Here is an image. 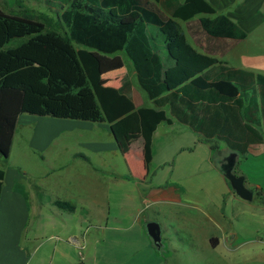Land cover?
Returning a JSON list of instances; mask_svg holds the SVG:
<instances>
[{
	"label": "crops",
	"instance_id": "0c3cea01",
	"mask_svg": "<svg viewBox=\"0 0 264 264\" xmlns=\"http://www.w3.org/2000/svg\"><path fill=\"white\" fill-rule=\"evenodd\" d=\"M204 1L215 11L211 18L227 17L246 37L238 42L209 39L193 26L195 35L191 36L188 29L185 33L188 42L199 47V53L229 67L264 74V0ZM201 17L190 22L196 25ZM184 26L186 29V23ZM211 70L218 71L217 67L210 68L209 76ZM122 94L136 107H142L134 93ZM147 107H153L152 103ZM170 107L163 109L171 125L157 126L149 164L145 161L139 125L123 126L120 133L117 124H99L103 130L97 133L123 137L126 148L118 154L121 143L115 140L87 144L92 153L80 154L84 167L72 181L66 177L63 181L67 166L45 165L34 171L17 162L0 165L5 172L0 196V264H196L197 258L204 260L202 264H210L218 248L236 253L237 264H264V225L254 228L248 238L244 228V217L250 211L264 215V183L248 181L246 176L251 160H264V140L249 142L253 137L241 114H223L220 107L209 105L196 108H202L206 115H185ZM76 124L21 115L11 152L22 140L26 155L32 156L33 152L43 157L42 152L60 137V131ZM177 137L181 143L174 141ZM258 138L259 135L253 139ZM200 148L201 156L193 159ZM230 153L237 155L235 173L244 176L246 186L254 191L251 202L239 198L220 172L219 161ZM104 156H108V163L101 160ZM164 171L169 172L168 179L160 175ZM175 172L180 174L173 180L170 173ZM106 174H111L106 183L134 188L135 196L126 191L117 197L108 196L100 185ZM201 176L206 177L204 183H210L199 189L203 208L184 201L179 185ZM213 184L221 186V195H212ZM56 201L74 205L75 211L57 208ZM149 212L153 219H170L175 225L171 230L161 227L160 247L145 228L153 221L145 216ZM196 213L204 225L196 224ZM219 257L216 261L226 264V254Z\"/></svg>",
	"mask_w": 264,
	"mask_h": 264
},
{
	"label": "trees",
	"instance_id": "16d2710c",
	"mask_svg": "<svg viewBox=\"0 0 264 264\" xmlns=\"http://www.w3.org/2000/svg\"><path fill=\"white\" fill-rule=\"evenodd\" d=\"M56 30L47 17L6 14L0 10V157L11 152L21 115L92 124L139 125L145 161L161 123L171 125L164 107L177 114H202L215 105L223 114H241L249 142L264 140V74L237 70L199 53L179 21L209 39L241 41L246 34L204 0H68ZM160 5L169 17L160 11ZM197 16L196 25L192 21ZM151 28H156V32ZM160 38V39H159ZM162 42V57L154 42ZM18 44L12 46L14 43ZM124 51L141 92L153 107H136L118 89L102 82L100 61L91 53ZM217 67L219 71L209 69ZM255 88H254V87ZM213 150L217 146L213 145ZM5 172L0 168V196ZM74 212V205L56 201Z\"/></svg>",
	"mask_w": 264,
	"mask_h": 264
},
{
	"label": "rangeland",
	"instance_id": "374dc122",
	"mask_svg": "<svg viewBox=\"0 0 264 264\" xmlns=\"http://www.w3.org/2000/svg\"><path fill=\"white\" fill-rule=\"evenodd\" d=\"M68 0H0V10L3 11L6 14H11V15H24L28 14L33 17H35L38 21H40L42 18L41 17H47L49 20L52 21L54 24V27L56 30L60 31L61 33L66 32V28L64 24L61 21V16L66 10V5ZM156 7L159 8L160 11L163 12L165 16L167 14L163 10V8L156 4ZM182 23V22H181ZM186 33L184 23L180 24ZM154 31L156 28H151ZM187 34V33H186ZM160 39V38H159ZM18 42L15 41V43L12 45H16ZM162 42L160 40H156L154 42V47L157 49L158 53L164 57V53L159 49L161 47ZM194 48L199 49L196 45H194ZM92 51L93 55L97 57L100 61V70H101V76H102V82L105 86H110V87H117L120 92L124 91H130L131 93H134V96L136 97L135 100L138 105H142V107L148 106L150 104V101L147 100L145 95L141 92L140 88L137 85L136 82V77H135V70L132 62L126 55L124 51L118 52L114 55H106L99 53L95 50H90ZM61 123H77L75 126H68L66 129H62L60 131V137L54 141L53 144L49 145L47 149H45L42 152V156L40 155H34L33 152L31 153L32 156L26 155L27 152L24 151L23 146V141L19 142V145H16L14 147V150L10 152V156L7 160V165L12 166L13 163L17 162L19 164H24L25 167H30L33 168L32 170L37 171L38 167L49 165L52 167H58L62 168L67 166L68 171L66 174L63 176V181L64 177L68 179V181H72L73 179H76L82 171L80 168H83L84 166L83 161L79 157L80 154L82 153H92L90 150L91 147H89L87 144L91 145L92 143H95L96 141L100 142H109L110 140H115V142L119 143L120 141L121 145H119L120 153L121 151L125 150V146L123 144L124 139L123 137H120L117 135L116 138H114L112 135L115 133H112L110 136L107 133H97L96 131L100 130L102 131V128H99V124H92L88 122H80V121H72V120H60ZM79 125V126H77ZM121 125L117 126L116 130L122 133ZM114 139H113V138ZM174 141L178 143H181V139L179 137L174 138ZM124 146V147H123ZM88 153L89 155H91ZM202 149L200 148L193 159L199 158L201 156ZM108 156H104L103 163H108L110 160L107 158ZM43 158L45 160L43 161ZM218 158V156H215V159ZM122 159V158H121ZM6 163L4 164L2 162V159L0 157V165L1 167H6ZM64 169L63 171H65ZM169 172L164 171L160 173L162 175V178L167 177L169 178ZM180 173L175 172V173H170L172 175V179H176ZM182 174V173H181ZM111 174H106L105 175V180L100 181V185L102 187V190H105L108 196L113 198L114 196L117 197V195H123V193L126 192H131L135 196V189L130 188L126 186L124 188L121 185H112L111 183H106L109 181V176ZM183 176V175H182ZM180 176V177H182ZM246 176L248 178V181H257V180H262L264 183V160L260 158L259 160H251V167L250 169L246 172ZM187 177V175H185ZM179 178V177H178ZM166 179V181H167ZM204 179L206 177H194L192 181H186L183 183H179V185L182 188V197L184 198L183 200L186 202H193L196 205L200 206L203 208V205L200 204L201 202L198 198L202 196V192L199 191V189H203V187L208 186V182L204 183ZM111 182V181H110ZM204 183V184H203ZM130 188V189H129ZM69 190V189H68ZM71 191V189H70ZM211 193L213 196H218L221 195L222 190L221 186H216L213 184L211 188ZM257 199L254 200L256 202ZM111 207H113L111 205ZM144 208V207H143ZM145 210V208H144ZM165 215H169L168 213H165ZM149 219L148 220H153L151 222H155L160 225L163 229L171 230L175 225L171 223L172 221L170 219H153V214L148 213L145 214ZM244 228L245 230V238H248L249 236L247 234L251 233L254 228L258 227L259 225H264V215L258 214V212H253L250 211L247 213L244 217ZM150 222V223H151ZM204 221H202L199 218V213H196V224L199 225H204ZM148 224V223H147ZM162 225V226H161ZM146 228V226H145ZM163 234V233H162ZM217 238H221L220 235L217 236ZM165 242V238L163 236V243ZM166 243V242H165ZM164 243V244H165ZM224 256L226 254L227 259H226V264H237V258H236V253H226L222 248H218L216 252H213V256L215 258L212 259L210 264H219V261L216 259L220 258L219 256ZM203 255L202 253H198V256ZM197 256V257H198ZM201 260L197 258V263L196 264H202L204 260ZM223 262V261H222ZM221 262V263H222Z\"/></svg>",
	"mask_w": 264,
	"mask_h": 264
},
{
	"label": "water",
	"instance_id": "95a60500",
	"mask_svg": "<svg viewBox=\"0 0 264 264\" xmlns=\"http://www.w3.org/2000/svg\"><path fill=\"white\" fill-rule=\"evenodd\" d=\"M219 162L220 172L230 181L229 183L235 194L242 200L251 202L254 198V191L246 186L244 176L235 173L237 155L235 153H230ZM146 230L149 237L154 241L153 243L160 247L162 243L160 225L155 222L148 223L146 225Z\"/></svg>",
	"mask_w": 264,
	"mask_h": 264
}]
</instances>
